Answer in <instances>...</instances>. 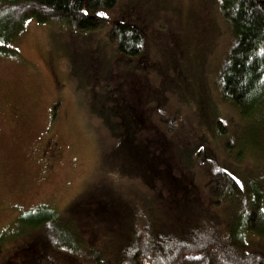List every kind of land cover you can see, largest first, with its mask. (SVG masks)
Masks as SVG:
<instances>
[{
	"label": "rangeland",
	"instance_id": "rangeland-1",
	"mask_svg": "<svg viewBox=\"0 0 264 264\" xmlns=\"http://www.w3.org/2000/svg\"><path fill=\"white\" fill-rule=\"evenodd\" d=\"M216 8V0H123L109 11L149 35L146 74L117 68L122 55L107 29L25 24L8 45L17 54L0 55L2 261L36 245L40 232L18 218L42 207L74 215L101 249L126 235L148 243L151 224L163 243L178 230L190 247L227 232L245 197L215 206L203 189L218 169L246 191L264 176V118L248 127L216 87L234 45ZM219 122L228 134L218 135ZM229 139L242 161L227 154ZM247 239L264 252L263 239Z\"/></svg>",
	"mask_w": 264,
	"mask_h": 264
},
{
	"label": "trees",
	"instance_id": "trees-1",
	"mask_svg": "<svg viewBox=\"0 0 264 264\" xmlns=\"http://www.w3.org/2000/svg\"><path fill=\"white\" fill-rule=\"evenodd\" d=\"M122 1L0 0V55L17 54L8 45L19 36L29 20L63 24L80 33L107 29L109 43L122 55L116 59L117 68L146 74L141 60L148 52L149 35L136 25L113 22L108 15ZM216 3L217 12L234 39L216 87L222 99L234 105L247 119L249 127L253 119L264 118V0H216ZM223 134L228 131L219 122L218 135ZM227 144L226 152L231 159L242 161L243 158L234 155L235 145L230 139ZM212 175L203 192L213 205H221L225 199L245 197V207L243 211H236L238 215L229 223L225 234L218 237L208 234L203 246H188L180 240V235L184 234L171 229L164 230L165 234L177 233L168 236L167 242L163 243L157 228L153 234L151 224L149 231L153 237L148 243L128 242L126 235L120 245L101 249L85 239L73 212V216L68 217L42 207L18 218L26 228L40 232L36 245L33 244L23 255L16 253L2 261L4 244L1 237L0 264H264V252L253 250L247 239V236L254 235L264 240V176L251 180L246 191L226 170L218 169ZM92 219L93 224L102 225L97 215Z\"/></svg>",
	"mask_w": 264,
	"mask_h": 264
}]
</instances>
